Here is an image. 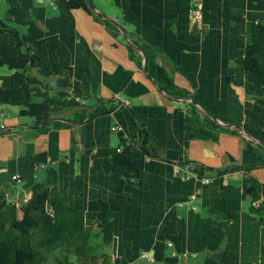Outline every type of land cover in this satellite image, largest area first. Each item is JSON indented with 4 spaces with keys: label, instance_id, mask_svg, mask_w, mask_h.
I'll return each mask as SVG.
<instances>
[{
    "label": "crops",
    "instance_id": "0c3cea01",
    "mask_svg": "<svg viewBox=\"0 0 264 264\" xmlns=\"http://www.w3.org/2000/svg\"><path fill=\"white\" fill-rule=\"evenodd\" d=\"M67 1L1 0L0 192L17 203L30 196L24 184L43 181L52 208L64 194L83 211L90 235L99 231L98 262L105 255L107 264L208 257L264 264V86L245 68L247 29L255 26L264 42V0H200L198 26L187 17L188 0H85L107 18ZM96 15L154 49L192 97L170 100L129 56L121 30L113 35ZM191 101L201 115L240 130L219 129L216 140L195 137L185 147ZM95 108L100 113L76 120ZM232 189L243 195L236 220L224 211ZM107 212L113 238L105 245Z\"/></svg>",
    "mask_w": 264,
    "mask_h": 264
},
{
    "label": "trees",
    "instance_id": "16d2710c",
    "mask_svg": "<svg viewBox=\"0 0 264 264\" xmlns=\"http://www.w3.org/2000/svg\"><path fill=\"white\" fill-rule=\"evenodd\" d=\"M70 7H87L85 0H68ZM187 10V7H186ZM106 27L115 36L120 35L119 28L109 19H102ZM257 28L249 27L246 32L250 47L245 51V68L247 73L256 75L264 86V42L257 37ZM131 44L140 47L145 57V74L154 80V83L161 88L170 98L189 99L192 93L175 83L174 79L155 60V50L140 42L131 32L127 31ZM126 43L129 56L133 58L142 69L143 62L141 55L136 48ZM34 61L37 65L42 62L37 57ZM127 106V105H126ZM125 106V107H126ZM107 111L101 110V113ZM100 113L98 108L93 112L79 114L77 121L89 119ZM184 146L192 138H212L216 140L217 131L229 129L219 125L213 116L201 115L195 102H185L184 118ZM189 122H195L197 129L190 132ZM65 123H55V126H64ZM145 152L151 153L145 149ZM248 169L250 166L245 165ZM110 169L120 173L122 168L111 164ZM232 169V168H231ZM234 169V168H233ZM24 188L30 191V196L19 202L8 200L5 192H0V264H49V258L53 257L56 264H107V257L102 255V261L98 257L90 256L93 246L89 244L90 229L86 228L84 213L81 209L71 206L64 194H59L55 200L53 210L49 211V189L43 181H33L24 184ZM248 193H254L249 190ZM243 195L236 190H228L224 193V211L229 219L236 220L239 214L240 202ZM133 209L138 210L139 206L133 204ZM222 231L216 232L214 239L209 246L216 249L222 239ZM102 243L109 244L113 238V214H105L103 227L101 229ZM89 256V258H87ZM72 257L74 259H72ZM203 264H216L212 257L205 258Z\"/></svg>",
    "mask_w": 264,
    "mask_h": 264
},
{
    "label": "built area",
    "instance_id": "2783aa9c",
    "mask_svg": "<svg viewBox=\"0 0 264 264\" xmlns=\"http://www.w3.org/2000/svg\"><path fill=\"white\" fill-rule=\"evenodd\" d=\"M0 3H1V0H0ZM187 4H188V6H187L186 14H187L188 19L190 20V22H192L193 24L198 26L200 24L201 18H202V3H201V1L200 0H188ZM119 103H121L122 106L128 105L126 102L119 101ZM0 128L3 129L4 126L1 125ZM228 174L231 177H235L234 171L229 170ZM19 177L20 176L18 174H14L12 176V178L16 179V180H19ZM202 181L207 182L208 179L203 178ZM252 205H254V206L258 205V201H254L252 203ZM143 254L146 255V253H143Z\"/></svg>",
    "mask_w": 264,
    "mask_h": 264
},
{
    "label": "rangeland",
    "instance_id": "374dc122",
    "mask_svg": "<svg viewBox=\"0 0 264 264\" xmlns=\"http://www.w3.org/2000/svg\"><path fill=\"white\" fill-rule=\"evenodd\" d=\"M47 207H48L49 211L53 210L50 202H48ZM89 244L93 246V250H92L93 252L90 254V256H94L95 254L97 255V252L100 251L99 249H101L99 246L101 244V237H100L99 231H95L93 233V235L91 236V238L89 240ZM87 258H89V256ZM72 259H74V258L72 257ZM48 263L49 264H56L53 257L49 258ZM139 264H148V259L147 258L142 259L139 262ZM155 264H157V263H155Z\"/></svg>",
    "mask_w": 264,
    "mask_h": 264
},
{
    "label": "water",
    "instance_id": "95a60500",
    "mask_svg": "<svg viewBox=\"0 0 264 264\" xmlns=\"http://www.w3.org/2000/svg\"><path fill=\"white\" fill-rule=\"evenodd\" d=\"M87 3H88V5L90 6V8H92V10H93L96 14H98V15L104 17V18H107L106 15H105L104 13H102V12H100L99 10H97L96 8H94V7L92 6V4H91L89 1H87ZM120 30H121V32H122L123 37H124L125 40L127 41V43H128V44H131V42L128 41V39H127V36H126V34H125L124 29L120 27ZM131 45H132L134 48H136L139 52L142 53V55H143V61H142V62H143V67H142V69H143V72H145V57H144V54H143L141 48H140V47H137V46H135V45H133V44H131ZM150 79H151V78H150ZM151 80H152V82H154L153 79H151ZM159 89L161 90L160 87H159ZM169 99H170V100H173V101H175V102H181V101H182V100H180V99H172V98H170V97H169ZM203 112H204V111H203ZM204 113H205V112H204ZM214 120L217 121L216 118H214ZM223 125L228 126V127H234V128H236V129L240 130V127H239L238 125H235V124H228V123H226V124H223Z\"/></svg>",
    "mask_w": 264,
    "mask_h": 264
}]
</instances>
